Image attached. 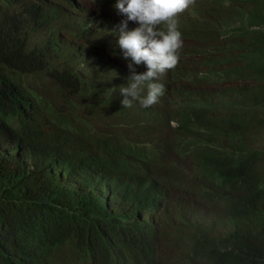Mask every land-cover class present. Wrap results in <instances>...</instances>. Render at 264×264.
<instances>
[{"label":"trees","instance_id":"obj_1","mask_svg":"<svg viewBox=\"0 0 264 264\" xmlns=\"http://www.w3.org/2000/svg\"><path fill=\"white\" fill-rule=\"evenodd\" d=\"M35 2L0 0V264H264V0L179 13L148 108Z\"/></svg>","mask_w":264,"mask_h":264},{"label":"clouds","instance_id":"obj_2","mask_svg":"<svg viewBox=\"0 0 264 264\" xmlns=\"http://www.w3.org/2000/svg\"><path fill=\"white\" fill-rule=\"evenodd\" d=\"M194 3L113 0L107 5L102 0H36L33 5L37 19L51 20L52 8H56L51 29L77 53H83L74 70L82 76H90L100 67L115 72L123 107L138 101L148 108L164 98L169 85L175 83L166 78L182 59L183 39L175 17ZM87 56L91 58L83 61ZM71 96L80 99L78 94Z\"/></svg>","mask_w":264,"mask_h":264},{"label":"rangeland","instance_id":"obj_3","mask_svg":"<svg viewBox=\"0 0 264 264\" xmlns=\"http://www.w3.org/2000/svg\"><path fill=\"white\" fill-rule=\"evenodd\" d=\"M89 5L91 6V3ZM263 140H264V131H263Z\"/></svg>","mask_w":264,"mask_h":264}]
</instances>
